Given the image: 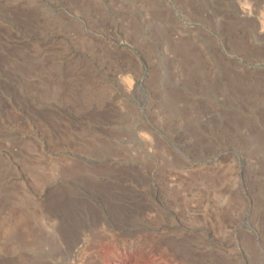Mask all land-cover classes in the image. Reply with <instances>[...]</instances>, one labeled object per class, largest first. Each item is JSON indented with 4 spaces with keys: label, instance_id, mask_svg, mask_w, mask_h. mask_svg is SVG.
<instances>
[{
    "label": "rangeland",
    "instance_id": "obj_1",
    "mask_svg": "<svg viewBox=\"0 0 264 264\" xmlns=\"http://www.w3.org/2000/svg\"><path fill=\"white\" fill-rule=\"evenodd\" d=\"M0 264H264V0H0Z\"/></svg>",
    "mask_w": 264,
    "mask_h": 264
}]
</instances>
